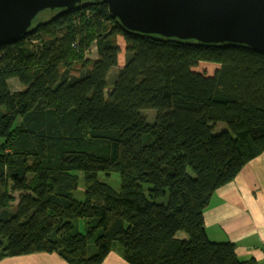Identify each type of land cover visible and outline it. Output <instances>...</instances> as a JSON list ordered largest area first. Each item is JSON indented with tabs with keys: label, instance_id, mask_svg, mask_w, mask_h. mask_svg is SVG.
<instances>
[{
	"label": "trees",
	"instance_id": "trees-1",
	"mask_svg": "<svg viewBox=\"0 0 264 264\" xmlns=\"http://www.w3.org/2000/svg\"><path fill=\"white\" fill-rule=\"evenodd\" d=\"M119 36L127 61L107 95ZM12 79L25 88L13 92ZM218 122L228 130L216 134ZM263 153L262 51L132 32L97 0L45 11L0 44V261L103 264L119 243L129 264H257L210 240L204 214ZM99 173H118L120 189Z\"/></svg>",
	"mask_w": 264,
	"mask_h": 264
},
{
	"label": "water",
	"instance_id": "water-1",
	"mask_svg": "<svg viewBox=\"0 0 264 264\" xmlns=\"http://www.w3.org/2000/svg\"><path fill=\"white\" fill-rule=\"evenodd\" d=\"M85 0H0V44L27 36L45 11H73ZM126 29L208 45L264 52V0H97Z\"/></svg>",
	"mask_w": 264,
	"mask_h": 264
},
{
	"label": "crops",
	"instance_id": "crops-1",
	"mask_svg": "<svg viewBox=\"0 0 264 264\" xmlns=\"http://www.w3.org/2000/svg\"><path fill=\"white\" fill-rule=\"evenodd\" d=\"M204 220L210 240L231 242L239 259H254L257 264H264V153L252 159L233 182L217 190ZM177 238L186 240L187 235L180 232ZM0 264L68 263L57 254L37 253L4 258ZM103 264L129 263L116 247Z\"/></svg>",
	"mask_w": 264,
	"mask_h": 264
},
{
	"label": "rangeland",
	"instance_id": "rangeland-1",
	"mask_svg": "<svg viewBox=\"0 0 264 264\" xmlns=\"http://www.w3.org/2000/svg\"><path fill=\"white\" fill-rule=\"evenodd\" d=\"M118 43L121 47V53L119 55V62H118V67L114 68L111 71L110 77H109V87L106 90V94L108 95L111 90H112V84L116 78V74L117 71L120 67H123L124 64L127 61V55L128 53L125 50V44H124V39L119 36L118 37ZM87 57L89 59H97L98 55H97V49L96 46H93L92 49L88 52ZM218 68L217 64H213V63H208V62H202L201 64H199L196 67V70L198 71H202L205 72L209 75L213 74L215 69ZM9 86L11 88V90L14 91H19L20 89H24L25 87L20 84L16 79H12L11 81H9ZM142 113L146 116L147 120L149 123H154L155 118H156V111L151 109V110H144L142 111ZM214 130L215 133L218 134L224 130H228V125L224 122H218L215 126H214ZM99 179L102 182H105L106 184L110 185L112 188H114L115 190H119L120 186H121V181H120V175L118 173H110L109 175H106V173H99ZM19 194H16L15 197L16 199L18 198ZM75 198L78 201H84L85 196H84V186L81 185L79 190L75 193ZM77 227H78V231L81 234H85V227H84V220H78L77 221ZM119 247L120 245L119 243H115L114 248ZM94 253V251L92 252Z\"/></svg>",
	"mask_w": 264,
	"mask_h": 264
}]
</instances>
